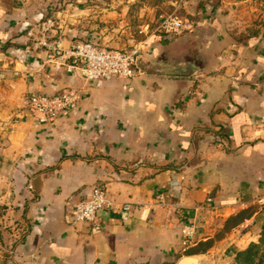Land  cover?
I'll return each mask as SVG.
<instances>
[{
	"label": "crops",
	"instance_id": "crops-1",
	"mask_svg": "<svg viewBox=\"0 0 264 264\" xmlns=\"http://www.w3.org/2000/svg\"><path fill=\"white\" fill-rule=\"evenodd\" d=\"M71 5L0 0V191L33 196L16 258L241 264L240 252L264 242V28L233 37L214 15L161 31L135 45L143 60L132 78L90 82L47 64L28 34L52 18L65 47L82 36L103 46ZM156 62L199 70L141 71ZM67 91L76 102L54 118L26 105L30 94ZM98 185L111 207L74 223L73 206ZM186 226L195 234L185 245Z\"/></svg>",
	"mask_w": 264,
	"mask_h": 264
},
{
	"label": "rangeland",
	"instance_id": "rangeland-1",
	"mask_svg": "<svg viewBox=\"0 0 264 264\" xmlns=\"http://www.w3.org/2000/svg\"><path fill=\"white\" fill-rule=\"evenodd\" d=\"M70 1L72 11L76 8L82 11L80 26L83 25V30L87 29L88 34L92 32L103 46L118 50L134 49L150 35L162 34L158 26L169 15L185 22L181 32L189 25L196 28L207 17L214 21V15L221 16L227 32L233 37L242 39L264 28V0ZM13 193L11 188L3 193L0 191V264H21L15 252L29 225V206L33 196ZM258 246L252 250L256 253L252 263L264 264V242ZM243 256L238 257L241 264H252Z\"/></svg>",
	"mask_w": 264,
	"mask_h": 264
},
{
	"label": "built area",
	"instance_id": "built-area-1",
	"mask_svg": "<svg viewBox=\"0 0 264 264\" xmlns=\"http://www.w3.org/2000/svg\"><path fill=\"white\" fill-rule=\"evenodd\" d=\"M56 26L55 19H47L32 23L28 34L37 46L45 50L47 64L56 69H66L67 72L77 73L86 81L102 82L119 78H132L138 72L140 51L136 49L118 50L101 46L89 39H72L65 47L61 38H52ZM185 22L177 16L169 15L162 19L158 29L165 34L173 35L184 28ZM26 105L54 118L66 107L76 102V93L67 91L53 95L30 94ZM111 207L106 190L95 186L89 196L81 199L73 206L71 218L74 223L94 222L106 208ZM183 243L189 244L195 230L186 226L182 230Z\"/></svg>",
	"mask_w": 264,
	"mask_h": 264
},
{
	"label": "water",
	"instance_id": "water-1",
	"mask_svg": "<svg viewBox=\"0 0 264 264\" xmlns=\"http://www.w3.org/2000/svg\"><path fill=\"white\" fill-rule=\"evenodd\" d=\"M143 60L142 55L138 58V65ZM144 73L167 74V75H194L199 68L192 62H180L175 65L152 63L141 67ZM174 264H202L196 256L186 255Z\"/></svg>",
	"mask_w": 264,
	"mask_h": 264
},
{
	"label": "trees",
	"instance_id": "trees-1",
	"mask_svg": "<svg viewBox=\"0 0 264 264\" xmlns=\"http://www.w3.org/2000/svg\"><path fill=\"white\" fill-rule=\"evenodd\" d=\"M258 247L259 246L256 243L251 244L250 247L247 250L239 253V257H242V255H244L247 258L246 262H249V263L254 262L256 253L254 251H252V250L255 249V248H258ZM252 264H254V263H252Z\"/></svg>",
	"mask_w": 264,
	"mask_h": 264
}]
</instances>
